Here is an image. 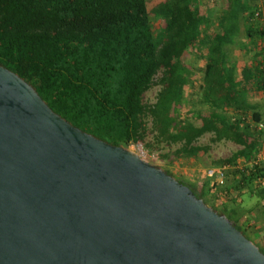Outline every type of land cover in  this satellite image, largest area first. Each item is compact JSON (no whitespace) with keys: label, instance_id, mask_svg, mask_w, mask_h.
Segmentation results:
<instances>
[{"label":"trees","instance_id":"obj_1","mask_svg":"<svg viewBox=\"0 0 264 264\" xmlns=\"http://www.w3.org/2000/svg\"><path fill=\"white\" fill-rule=\"evenodd\" d=\"M227 3L217 12L210 0H0V65L113 145L181 142L178 159L206 154L195 144L206 133L240 145L209 167H226L223 184L207 172L200 183L177 179L254 239L264 219V0ZM234 46L253 53L240 62Z\"/></svg>","mask_w":264,"mask_h":264},{"label":"water","instance_id":"obj_2","mask_svg":"<svg viewBox=\"0 0 264 264\" xmlns=\"http://www.w3.org/2000/svg\"><path fill=\"white\" fill-rule=\"evenodd\" d=\"M0 264H264L225 214L0 65Z\"/></svg>","mask_w":264,"mask_h":264},{"label":"rangeland","instance_id":"obj_3","mask_svg":"<svg viewBox=\"0 0 264 264\" xmlns=\"http://www.w3.org/2000/svg\"><path fill=\"white\" fill-rule=\"evenodd\" d=\"M252 53V51L248 52L247 50L239 49L238 47L235 49V56H237L240 62L244 61L247 55H251ZM192 63L196 68H200L203 66L202 63L204 62L199 57H193ZM159 90V85H156L150 89L145 94V101L149 104L154 103L157 99ZM187 96L188 98H192L194 100H198L200 97V95L190 92H187ZM261 98L263 99L262 94L260 95V99ZM149 122L150 127H152L151 119H149ZM154 135L155 132H150L148 141L153 142ZM213 136L214 135L212 133H206L195 142V144L199 146H210L209 151L204 155H200L198 158L184 156L181 159H178L175 151L181 147V142L168 144L167 142L163 141L159 145H153L150 147V149H145L142 145H132L131 148L134 147L133 150L139 152L142 157H144L149 162L159 165L165 170H170L174 176H176V178H182L189 182L200 183L205 179L207 169L209 167H213L215 161H218L222 158H227L241 148L240 145H237L231 141L223 140L214 142L212 140ZM165 153L169 155L170 159L161 157ZM173 159L175 160L171 163ZM251 240L254 241V239Z\"/></svg>","mask_w":264,"mask_h":264},{"label":"crops","instance_id":"obj_4","mask_svg":"<svg viewBox=\"0 0 264 264\" xmlns=\"http://www.w3.org/2000/svg\"><path fill=\"white\" fill-rule=\"evenodd\" d=\"M216 3H215V2ZM217 2L219 3V5L218 6H216L217 5ZM210 5H209V7H208V9L209 10H217V12H223L224 11V9L225 8H227V6H228V3H227V0H210ZM221 3V4H220ZM202 7H204V6H202ZM201 7V8H202ZM207 9V11H209ZM211 10V11H212ZM244 40H246V39H244ZM261 43V42H260ZM237 47H231L230 48V52L233 54V56L236 58V59H238L237 58V56H235V49H236ZM238 48L239 49H244V48H242V47H240V46H238ZM244 50H246V49H244ZM246 56V55H245ZM239 60V59H238ZM246 200L247 201H249V205L248 206H253V205H255L254 203L256 202V197H250V199H247L246 198ZM256 219V218H255ZM257 225V228L256 229H258L259 231H260V233L259 234H255L254 235V241L259 245V246H262V247H264V219L262 220V221H260V220H257L256 222H255Z\"/></svg>","mask_w":264,"mask_h":264},{"label":"built area","instance_id":"obj_5","mask_svg":"<svg viewBox=\"0 0 264 264\" xmlns=\"http://www.w3.org/2000/svg\"><path fill=\"white\" fill-rule=\"evenodd\" d=\"M225 170L224 168L214 169V168H208L207 169V176L211 178H215L220 184H223L225 182Z\"/></svg>","mask_w":264,"mask_h":264},{"label":"bare ground","instance_id":"obj_6","mask_svg":"<svg viewBox=\"0 0 264 264\" xmlns=\"http://www.w3.org/2000/svg\"><path fill=\"white\" fill-rule=\"evenodd\" d=\"M132 149H134V147Z\"/></svg>","mask_w":264,"mask_h":264}]
</instances>
